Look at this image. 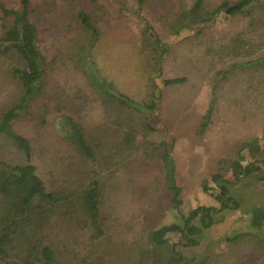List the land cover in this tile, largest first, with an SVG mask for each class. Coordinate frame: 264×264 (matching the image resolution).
<instances>
[{"label":"rangeland","instance_id":"1","mask_svg":"<svg viewBox=\"0 0 264 264\" xmlns=\"http://www.w3.org/2000/svg\"><path fill=\"white\" fill-rule=\"evenodd\" d=\"M0 1L8 7H17L19 3ZM132 1L32 0L37 8L34 21L41 31L40 46L51 60L46 96L37 101L35 112L41 113L38 106L46 102L48 123L43 128L35 127L26 117L16 121L14 127L35 144L52 149L39 167L48 189H55L62 182L83 184L94 179L101 187L103 233L97 234L93 227L84 225L83 215L72 226L54 221L46 242L55 251L54 264H179L173 258L175 254H181L185 264H264V221H252L255 210L264 207V65L232 67L228 75L231 84L225 85L202 131L203 118L214 95L216 70L230 67L233 62L264 57V19L260 22L258 14L254 26L250 25L252 17L248 13L221 15L198 34L199 27H195L175 35L165 15L180 6L181 0H148L144 15L161 41L170 44L157 81L161 85L168 78L187 77L184 83L162 87L158 110L150 114L156 131L145 134L140 126L135 147L122 151L110 143L104 151L106 155L99 156L94 165L60 139L58 121L64 112L73 114L88 130L107 119L103 111L97 110L98 103L86 99L91 89L74 54L73 43L82 32L74 15L80 9L92 16L101 32L89 61L96 63L116 90L139 103L152 101L147 49L151 41L147 40L148 35L144 36L143 23L125 9ZM209 1L218 5L235 0ZM240 33L252 43L236 52L231 38ZM18 63L22 62L14 54L4 53L0 57V116L23 92L11 71ZM65 105L67 109L62 108ZM74 105L78 111L72 110ZM137 117L132 124L135 128L139 123ZM106 123L121 131L119 125ZM115 139L120 143L117 136ZM163 140L171 146L175 162L179 205L172 200L169 178L158 155L164 149L159 146ZM109 149L112 151L108 152ZM0 161L23 162L21 153L1 133ZM254 161L261 165L254 172L242 174L237 168H245ZM217 173L231 180L227 183L229 206L221 211V190L213 180ZM2 177L0 169V181ZM199 206L219 210L211 227L192 236L198 244H187L180 232L171 230L164 243L154 238V231L163 226L184 227L186 217ZM194 224L201 226L200 219L194 220Z\"/></svg>","mask_w":264,"mask_h":264},{"label":"trees","instance_id":"2","mask_svg":"<svg viewBox=\"0 0 264 264\" xmlns=\"http://www.w3.org/2000/svg\"><path fill=\"white\" fill-rule=\"evenodd\" d=\"M147 2L148 0H133L125 7L143 23L144 36L148 35L147 40L151 41L147 49L152 101L145 104L137 102L127 93L116 90L113 83L101 74L96 63L89 61V59L92 60V48L101 32L96 21L87 11L80 9L74 15V20L82 31L73 43V49H76L74 54L77 56L80 68L91 89L86 99L92 98L91 102L98 103L97 110L103 111L107 119L103 123L93 124V127L88 130L75 119L73 114L64 112L58 121V132L60 139L70 145L79 157L92 162L93 165L99 161V156L106 155L104 151L108 149L110 143L111 147L116 149L119 147L122 151L135 147L136 135L140 126L145 134L156 131L150 123V114L158 110L162 99V87L187 81L186 76L168 78L163 80L161 85L157 81L156 77L160 78L162 75V63L165 54L170 50V44L161 41L144 15ZM36 10L32 0H19L17 7H8L0 1V57L4 53H11L22 62L14 65L11 71L23 86V92L18 101L0 116V133L10 139L23 159L22 163L17 164L0 161V169L3 173L0 181V264H54L56 262L55 251L51 245L46 243L51 237L49 230L51 225H54V221L72 226L79 222L81 220L79 217L83 215L84 225L93 227L97 234L103 233L100 223L101 187L99 181L94 179L90 183L83 184L62 182L59 187L48 189L46 181L39 173V167L45 158H49L47 153L52 149L47 147L48 145L35 144L31 137L14 127L16 121L26 117L34 122L35 127L43 128L48 123L49 106L46 102L43 106H38L41 113L36 114L35 112L37 101L46 96V74L51 62L40 46L41 31L34 21ZM243 13H248L252 17L250 23L252 26L257 23L256 14L262 22L264 2L235 0L233 3L224 1L214 5L209 0H181V5L172 8L165 15V20L175 35L194 30L195 27H199L196 31L198 34L203 26L214 24L221 15L239 16ZM241 35L242 33L231 38L234 50L238 49V52H241L240 48L250 47L252 43V40L244 39ZM147 40L145 39V44ZM252 64L264 65V57L243 63L233 62L228 65L230 67L223 66L216 70L213 81L214 95L204 115L202 131L206 129L211 112L219 96L224 92L225 85L230 83L228 75L232 67ZM238 79H241L239 75ZM221 82H223L222 85H220ZM156 89L160 91L156 92ZM238 99L241 100V98ZM239 103L241 106V102ZM62 108L67 109V105ZM72 110L78 111V107L74 105ZM135 115H138L136 122H139L136 123V128L132 125ZM107 121L122 127L121 131L115 130L114 126L106 123ZM116 136L120 143L115 139ZM167 143V140L161 141L159 146H164V149L158 155L162 159L164 170L169 178L172 200L179 205L181 203L180 187L175 183V162L170 152L171 146H167ZM111 151L112 149L108 150V152ZM108 158L111 156L109 155ZM45 165L49 166V164ZM260 166L254 161L245 168L244 165L237 166V168H240L242 174H249ZM93 172L95 174V169ZM213 180L221 190V211L229 206L231 196L227 183L231 180L224 178L220 173L213 175ZM218 210L213 207L199 206L186 217L184 227L163 226L155 230L153 236L159 243H164L167 240V232L177 231L187 244L196 245L198 241L192 236L201 233L203 228L211 227ZM197 218L200 219L201 226L194 224ZM252 218L255 223L262 224L264 207L259 206ZM175 249L176 245H173L174 252ZM173 258L179 264H185L181 254L179 256L175 254Z\"/></svg>","mask_w":264,"mask_h":264}]
</instances>
